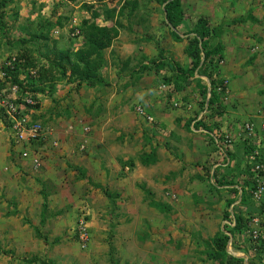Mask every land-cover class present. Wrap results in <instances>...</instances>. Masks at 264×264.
I'll return each instance as SVG.
<instances>
[{"label":"rangeland","instance_id":"rangeland-1","mask_svg":"<svg viewBox=\"0 0 264 264\" xmlns=\"http://www.w3.org/2000/svg\"><path fill=\"white\" fill-rule=\"evenodd\" d=\"M181 3L187 20L177 30L184 41L172 46L171 33L161 19L163 0H115L109 6L121 8L112 23L125 28L114 47L104 51L105 84L77 88L64 79L46 89L35 111L40 117L30 116L48 128L49 136L42 143L14 142L10 129L0 125V264H113L110 243L116 264H226L204 253L211 249L207 243L222 231L228 234L238 212L249 213L254 202L245 198L237 206L236 195L235 204L227 207L230 187H213L208 175L213 163L219 162L226 175L244 163L230 160L228 169L222 167L225 156L209 136H230L235 147L245 137L246 123L264 126V120L259 126L254 116L263 100L257 87L263 85L264 67L255 69V62L264 53V0ZM83 4L82 0H13L7 7L10 37L17 40L18 26L27 24V19L60 16L64 37L55 34L39 48L42 54L51 52L48 59H54L60 47L80 46V37L70 41L67 30L81 27L83 20L92 21ZM93 6L102 14L110 9L108 4ZM17 11L15 22L10 16ZM204 17L213 28L222 27L221 37L213 38L211 46H224L218 65L219 78L227 87L222 98L225 111L214 119L207 110L199 112L200 88L194 79L191 86L174 92L173 83H163L166 76H174L169 66L158 73L139 71L141 65L158 59L160 49L167 61L187 66L186 24L193 26ZM103 18L96 23L106 25ZM243 18L246 21H240ZM41 42L33 41L34 54H39ZM125 45L135 51L129 53ZM15 53L17 47L11 49L0 36V67ZM46 61L40 56V64ZM253 68L256 75L251 77ZM199 76L196 79L207 82ZM249 88L254 89L251 95ZM137 107L153 121L141 118ZM200 119L211 126V131L202 127L210 135L195 127ZM191 122L194 130L187 127ZM25 151L28 158L22 155ZM242 151L241 147L238 153ZM149 156L155 159L149 161ZM236 174L235 180L243 181ZM80 220L90 235L84 247L78 234ZM237 235L243 238L242 233ZM228 252L241 255L235 246Z\"/></svg>","mask_w":264,"mask_h":264},{"label":"trees","instance_id":"trees-1","mask_svg":"<svg viewBox=\"0 0 264 264\" xmlns=\"http://www.w3.org/2000/svg\"><path fill=\"white\" fill-rule=\"evenodd\" d=\"M61 1L74 3L81 0ZM12 3L13 0H0V36L5 40H8L11 49L17 47V53L9 55L7 57V62H3L1 65V73L4 74V77L0 79V103H3L0 104V119L4 121V124L9 129H11V121L8 119L6 113V107L8 105L3 102L4 100L7 103L11 102L17 106V117H28L30 123L39 122L42 129L46 132L48 128L43 125V122L32 120L30 118L32 115H34L35 119L40 117L35 114V111L40 108V95H46L48 93L46 89L55 87L58 82L64 79H67L70 83H75L77 88H80L82 85L94 88L98 85L105 84L101 69L106 63L104 51L112 46L113 41L119 35L117 27L112 23V19L115 17V13H117V9H114L116 7L106 9L102 14V12L94 8L93 5L87 3L83 4V7L92 13V21L89 19L83 20L81 27H71L67 30V36L72 38L70 41H76L77 38L75 37H80V46L77 48L60 47L54 51V59H48L51 52H45L42 54L39 48L45 46V43L50 41L55 34H57L56 37H60L61 39L64 37L61 34L65 30L63 28L64 23L61 21L62 18L60 16L56 17V19L53 17H38L39 19L34 21L27 19V24H19L18 38L13 41V38L10 37L11 27L9 26V19L7 18V7ZM163 4L165 18L170 29L175 30L183 26L187 17L183 10L181 0H163ZM135 7L136 4L133 5V9H135ZM124 10L125 8H123L121 13H123ZM103 15L104 21L108 24L112 23V25H99L96 23V20ZM10 17L15 19L14 21L16 22L19 17V12H14ZM240 21L246 20L243 18ZM196 23L197 24H194L193 26H191V24H186L188 32H186L185 35L188 37V45L185 51L190 59V63L187 66H181L179 63L172 60L167 61L164 50L160 49L158 59L151 64L141 65L139 71L145 73L154 70L158 73L161 70H164L166 66H169L174 72V76H166L165 79H163V83L167 85L173 83L174 92H180L191 86L192 79H194L200 88L201 101L199 102V112L207 110L206 112L209 113V116L214 119L216 116H221L223 114L222 112L225 111L222 98L225 95L227 87L224 84L225 80L219 78L218 65L223 56L224 46L221 43H218L213 47L211 46L210 41L213 38L221 37L222 27L217 26L213 28L210 20L205 17L198 18ZM33 25H36L37 28H35V26L32 27ZM76 30H79L80 32L76 33ZM23 33L29 34V36L24 37ZM171 34L175 41H183V37L180 36L178 32L172 31ZM34 40L44 41L41 42L42 44L38 47V55L34 54L31 49ZM66 41H69V39ZM40 56L45 57L47 60L45 64H40ZM198 75L207 78L208 82H204L199 78L196 79V76ZM208 84H210L211 90H209ZM13 87H17L16 93L13 92ZM28 99L32 100V104L26 102ZM190 125L191 124L188 123L187 127L189 128ZM201 126L208 131L212 130L211 126H206L202 119L195 123V127L198 128ZM213 127L216 129L217 124L213 125ZM254 129L257 133L255 139L253 136H248L245 133L243 134L245 136L243 140H241L240 143H237L235 147L234 142L231 144L225 143L224 136L220 137V143H225L224 145L227 148L226 157L222 163L226 164L228 159L238 162L239 165L244 163L243 168L235 165L232 169H229L230 171L227 175L225 173L222 174L219 166L215 169H211V173L209 172L208 174L212 178L213 187H230L229 191L231 192V198L227 202V207L234 204L235 197L238 195V189L235 188L234 185L242 182V180L236 181L233 175H238L236 173H239L241 174L242 177L240 176V178L242 179L244 175H246L247 178L243 181H245V185H249L250 183L249 181L253 175V169L252 166L247 164V158H249V156L255 151H259L261 154V159H259V161L264 163V148L256 145L257 140L264 143V130L263 128H257L255 124ZM208 135L210 134L208 133ZM47 138L41 135L37 138L31 139L30 142L19 141L17 139H14V142H24L26 144L36 142L42 143L43 141H46ZM209 138L211 140L210 143L214 145L215 149L218 151L219 148L217 147L213 136H209ZM241 147L243 150L242 155L238 153ZM232 148L234 150H232ZM22 155L24 158L29 157L28 152L26 151ZM154 159V156L148 157L149 161H153ZM149 161L144 163L148 165L150 163ZM217 163L219 162H215L213 165L215 166ZM37 166H39L38 163ZM228 167V164L226 167L224 166L226 169H228ZM245 198L248 199L249 197L246 195V192L243 191L241 203ZM258 209L259 208L254 205L253 209L247 214L251 217L256 210L258 211ZM227 217H229V215ZM235 220L236 226L232 228L229 233L234 239L233 245L249 256L248 261L245 262L244 258L235 257L228 252V244L231 237L223 231L218 233L212 239L210 244L207 243V246L211 249L209 250L208 248L205 253L211 260L217 261L218 259H221L222 261H225L226 264H264V239L259 238L254 241L250 240L246 234H243L242 242L237 245L240 241L237 234L243 231L247 219L245 218L244 213L240 210ZM35 229L37 230L38 235H41L40 231L37 228ZM114 251V245L110 243V259L113 264H116L114 260Z\"/></svg>","mask_w":264,"mask_h":264},{"label":"built area","instance_id":"built-area-1","mask_svg":"<svg viewBox=\"0 0 264 264\" xmlns=\"http://www.w3.org/2000/svg\"><path fill=\"white\" fill-rule=\"evenodd\" d=\"M115 0H84L85 3L90 4V5H98V4H112ZM76 33H79V30H76ZM13 92H17V87L12 88ZM5 104L8 106L6 107V113L8 115V119L11 121V129L15 135V138L19 141H31V139L37 138L39 136H45L46 138L49 136V132H45L42 129V126L40 123H30V120L28 117H17V106L15 104L7 103L6 101L3 100ZM27 103L32 104V100L28 99L26 100ZM0 104H3L2 102ZM137 113L138 115L146 120L147 122L151 123L153 121V118L151 115H149L145 109L142 107H137ZM264 130V126L262 127ZM244 131L248 136H253L254 139L257 136V133L254 129V124L253 123H246L244 126ZM240 134V133H239ZM217 147L219 148V153L221 155H224L226 157V146L224 145L225 143L231 144L233 142L232 138L230 136H225L224 140L225 143H220V136L217 134L212 135ZM240 136V135H239ZM255 141V140H254ZM256 145L258 147L264 148V143H261L260 140L256 141ZM26 155V154H25ZM260 152L255 151L253 154L247 158L248 163L250 166H252L253 169V175L250 179L249 185H245V181H242L240 184L236 185L235 187L239 191L240 199L243 195V191L246 192V195L250 198L251 201L254 202L255 207H258V211L256 210L252 216L250 217L249 214H245L244 216L247 219V223L243 231L241 232L242 235L246 234L247 237L250 240H257V239H264V163H261L259 159L260 157ZM228 159V158H227ZM37 163V160H35ZM230 163V160L228 159L226 164H222V167H226L227 164ZM220 166V163H217V165L214 166L213 169L216 167ZM246 175H244V179H246ZM243 179V180H244ZM234 228L236 226V221H233V224H229ZM246 232V233H245ZM78 234H79V239L83 247L88 243L90 235L88 233L87 225L84 220H80L78 223ZM227 234V233H226ZM229 235V233L227 234ZM231 239L228 244V249L233 248V237L230 235ZM237 243L239 245L242 241ZM238 252H241L240 256H237L236 253H230L231 255L235 257H240L244 258L245 262L248 261L249 256L244 254L242 251L238 250Z\"/></svg>","mask_w":264,"mask_h":264},{"label":"crops","instance_id":"crops-1","mask_svg":"<svg viewBox=\"0 0 264 264\" xmlns=\"http://www.w3.org/2000/svg\"><path fill=\"white\" fill-rule=\"evenodd\" d=\"M133 5H135V3H133ZM109 6V5H108ZM109 8H111L110 6H109ZM114 8V7H113ZM121 8V6L118 8V7H116L115 9H117V13H118V11H119V9ZM123 8H125V7H123ZM123 8L121 9V11H120V13L122 12V10H123ZM156 17H154L153 19H155ZM161 19H163V23L166 25V29H167V31L169 32V33H171L172 31H176V32H178L179 33V31L177 30V29H180V28H177V29H170V27H169V25H168V23H167V21H166V18H165V12H164V14H163V16H161ZM158 20V19H157ZM108 23H106V25H107ZM109 26L111 25L110 23L108 24ZM120 27H118V26H116L117 27V29H118V31H119V35H118V37L115 39V40H117V39H120L121 37H122V29H124L125 27L124 26H122L121 24L119 25ZM182 27H184V24H183V26ZM159 32H162V27L160 28V30H157V33H159ZM179 35H180V33H179ZM170 36H171V40H170V45H177V44H179V43H182L183 41H184V39H183V41H181V42H177V41H175L174 39H173V37H172V34H170ZM181 36V35H180ZM157 39V38H156ZM152 40V39H151ZM113 43L115 44V42L113 41ZM113 43H112V46L114 47V45H113ZM112 46L110 47V48H112ZM125 47L126 48H128V47H130V51H129V53H133L134 51H135V48H132L133 46H131V45H125ZM110 48H108V49H110ZM122 53V52H121ZM104 55H105V53H104ZM129 55V54H128ZM105 58H106V60H107V57L105 56ZM106 64H107V61H106ZM257 65V66H256ZM255 66H256V68L255 69H259V68H263L264 67V53H260V55L257 57V59H256V62H255ZM111 69H112V67H111ZM255 69L253 68V73H251V77H253V75L252 74H254V76L256 75L255 74ZM251 77H249L250 79H251ZM263 78V76H260L258 79H262ZM264 79V78H263ZM262 79V80H263ZM256 80V79H255ZM208 82V81H207ZM261 82V80H259L257 83H256V85H258L259 83ZM249 85V87H251L252 86V80H250V82H247ZM262 84L264 85V81L262 82ZM209 85V84H208ZM263 85H262V87H257V88H260V89H258V93L259 94H261L262 95V97H263V100L261 101V105H260V108L258 109V111L256 112V115H254L255 116V118H258V125L259 126H261V124H262V120L261 119H263L264 120V110L262 111V109L264 108V87H263ZM256 88V89H257ZM249 89H251L250 91H248V93H252V91L254 92V89L253 88H249ZM251 93L249 94V95H251ZM261 111V112H260ZM252 111H250V113H251ZM258 113V114H257ZM253 118V117H252ZM194 122V121H193ZM193 122H191L190 124H191V126H192V128H191V130H194V123ZM264 122V121H263ZM200 130H202L203 128H202V126L199 128ZM199 129H198V131H199ZM204 133H206V132H208V131H204V130H202ZM209 133V132H208ZM210 134V133H209ZM20 201H22V200H20ZM26 206V205H25ZM21 206H19V208H20ZM21 209V208H20ZM205 253V252H204Z\"/></svg>","mask_w":264,"mask_h":264},{"label":"clouds","instance_id":"clouds-1","mask_svg":"<svg viewBox=\"0 0 264 264\" xmlns=\"http://www.w3.org/2000/svg\"><path fill=\"white\" fill-rule=\"evenodd\" d=\"M83 2H84V0H83ZM85 3V2H84ZM90 5V4H89ZM8 59V58H7ZM7 59H6V61H4V62H7ZM4 77V74H2L1 73V67H0V79H2ZM210 85V84H209ZM210 90H211V88H210ZM1 124H4V121L3 120H1L0 119V125ZM5 125V124H4ZM7 127V126H6ZM8 128V127H7ZM10 131H11V133H12V135H13V139H16L15 138V135H14V133H13V131H12V129H10ZM46 132H48V130L46 131ZM24 142H30V141H24ZM24 142H23V144H24ZM83 147H81V149H82ZM236 185H238V184H236ZM236 185H234V187L236 186ZM236 188V187H235ZM240 195H239V191H238V201L236 202V204H237V206H239L240 204H242L241 203V201H242V197H243V195H242V197H241V200H239L240 198ZM235 204V203H234ZM229 233V232H228ZM226 234V233H225ZM229 236H230V233H229Z\"/></svg>","mask_w":264,"mask_h":264},{"label":"water","instance_id":"water-1","mask_svg":"<svg viewBox=\"0 0 264 264\" xmlns=\"http://www.w3.org/2000/svg\"><path fill=\"white\" fill-rule=\"evenodd\" d=\"M209 90H210V85H209Z\"/></svg>","mask_w":264,"mask_h":264}]
</instances>
